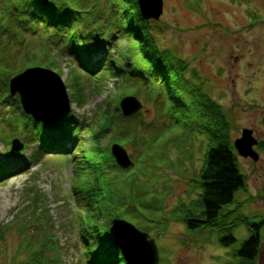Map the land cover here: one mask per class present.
<instances>
[{
	"label": "rangeland",
	"instance_id": "1",
	"mask_svg": "<svg viewBox=\"0 0 264 264\" xmlns=\"http://www.w3.org/2000/svg\"><path fill=\"white\" fill-rule=\"evenodd\" d=\"M162 1L158 19L142 17L147 37L153 38V46L149 40L143 47L124 32L119 37L111 34L106 26L110 20L104 18L111 9L119 10L121 0H0V45L19 50L15 62L26 50L32 62L55 69L72 96L70 112L76 120L70 135L73 144L66 139L54 141L52 145L60 148L37 152L36 141L28 140L30 125L26 128L27 118L21 116L20 107L12 100H0V166L24 164L0 177V264H84L79 230L82 224L84 229L87 222H93L89 217L92 211L83 205L80 194L94 179L91 168L81 169L82 155L87 148L94 153L107 147L110 152L112 143L121 145L133 164L126 168L116 164L109 175L100 177L107 179L109 188L116 186L114 203L124 211L120 219L155 240L158 264H247L236 252L252 233L250 224L264 219V150L255 160L233 148L244 186L210 224L190 230L185 219L202 213L199 173L214 136L221 134L223 121L228 124L225 138L231 147L243 128L252 130V135L254 130L253 137L264 144V0ZM110 2L113 7L107 8ZM43 4L49 10L54 5L61 7L63 13H71L70 8L88 9L76 18L70 14L68 26L84 35L102 33L106 48L93 53L92 58L103 59L106 65L108 55L120 65L130 56V69L141 63L152 71L155 63L150 57L160 58L158 51L180 58L186 65L182 77L176 78L179 86L168 90L173 99L152 75L146 77L150 71L140 72L147 78L146 86L129 84L114 68L95 78L79 70L70 49L60 51L67 45V36L38 20L26 21L22 10ZM81 41L77 45L83 47ZM124 55L127 57L122 59ZM71 74L82 77L78 81L82 86L79 102L73 98ZM127 96L142 103L131 119L138 138H121L118 130L115 116H123L120 101ZM98 117V125H109L111 130L92 146ZM14 139L27 144L17 155L10 153ZM93 153H88L91 164L103 158L102 154L95 158ZM110 196L111 191L103 205L112 210ZM117 218H112L110 225ZM259 234V254L252 264H264V225ZM228 235L234 241L224 246L220 240Z\"/></svg>",
	"mask_w": 264,
	"mask_h": 264
},
{
	"label": "trees",
	"instance_id": "2",
	"mask_svg": "<svg viewBox=\"0 0 264 264\" xmlns=\"http://www.w3.org/2000/svg\"><path fill=\"white\" fill-rule=\"evenodd\" d=\"M121 3V7L118 6L119 10L115 11L114 8L113 10L111 9V14L107 15L108 18H104V20H110L108 23H106L109 31H111L110 33L119 37V35H122V33L124 32V35L133 37L136 43H138L137 45H142L143 47H145L149 44L148 41L150 40V42H152L151 45L153 46V38L149 36V38H151L149 39L146 35L147 31L145 32L144 30V23L146 21L142 18L140 12H138V1L121 0ZM130 3L134 4L135 6L130 7ZM53 7L54 9L49 10L45 6V4H43V6H35L32 10H22V12L24 13V15H27L26 21H32L33 19H35L36 21L38 20L46 27H50L52 31L59 33L60 36H67L69 38L66 43L67 45L65 47H62L60 51L64 53L66 49H70V54L72 55L73 61L76 63V66L79 70H83L88 73L89 76L95 78L98 75H102V72L105 73L108 68H114L116 69L115 74L118 77L122 76L123 80L127 81L129 84L133 85L137 84V82H141L146 86H148L146 79L149 77L151 78L152 75L154 80L158 81L159 84L161 83L162 85H164V87H166V91L168 93H166L167 97H169V95H171V98L173 97L172 92H168V90H170V88L174 89L179 86L178 84H176V78L180 79V77H182V73L186 65L182 63V60L180 58L176 57L170 52L166 54L164 52L159 53V51L156 49L160 58L156 56L153 57V55L150 57L153 61L152 63H155V66H153L154 69L152 71L147 68L146 65H141V63H139V65L137 66L133 65L134 68L130 69V62L132 63V61H130V56H128L127 60H123L127 64L121 62L120 65V63L113 62L111 60V55H108L110 62L106 65L102 62L103 59L94 60L92 58L93 53H100L103 49L106 48L107 44L105 45L104 39H102L103 37L100 36L102 35V33L87 32L88 34L85 33L86 35H84L79 33L78 30L72 28V26H68L70 25L72 19L71 17H69L70 14L74 15L72 17L76 18L79 17L78 15H80L81 13H88L89 10L84 8L82 11H79L74 8H70L69 6L71 13H63L60 10L62 9L61 7H58L56 5H54ZM110 7H113V4L111 2L109 4L107 3V8ZM101 25L103 26V24ZM25 30L28 31V28H26ZM65 30L69 31L64 32ZM65 33L67 34L65 35ZM79 39L84 43L83 47L77 45ZM17 43L19 42H15V44ZM20 44L22 45V42ZM18 51L19 50L16 49L10 51L7 45H0V98H2L4 102L13 98L8 94L7 89L8 80L11 76L24 70L25 68L32 66H42L52 69L50 65H43L32 62L31 58L29 59V57L26 56V54L28 53H24L26 50H23L24 52L19 55V60L15 62V55ZM113 51L116 53L117 49L113 48ZM161 54H163L164 56L161 57ZM123 57H127V55H124L121 58L123 59ZM117 64L121 68L117 69ZM102 68H104V70ZM52 70L55 71V69ZM141 71H150L147 72V78H143V75L145 74H141ZM80 78H82L80 74H71V85L75 87L73 95L75 102H79L78 97L82 95V86H80V83H78ZM12 102L13 104L19 106V97L16 95ZM136 113L128 117L120 116V114L118 115V113H116L115 117H117V124L120 125L118 126V130L121 138L130 136H135L131 138L137 137V133L135 131V123L131 120L133 119L134 115H136ZM21 114L22 117L26 116L25 119L27 118V121L25 122L26 128L30 125L29 128H27L28 130H30L28 134V140L32 139V141H36V139H38L41 141V145H39V149L37 150V152H44V149L51 148L52 146H56L53 149H58L59 146L57 147V145H52V143L56 141L57 144L65 139L69 140L72 133L70 127L72 126L73 128L76 125L75 119L70 120L68 118L64 125H62V122H59V124L53 125L52 129L56 130V132L59 131L61 137L59 139H56L51 134V138L46 139V135L49 132V127L47 128L40 122H35L30 116L25 115L24 113ZM114 114L115 111L112 112L111 120L115 118L113 117ZM118 116L121 117V119ZM108 119H110V117H108ZM100 120L101 118L98 117V120H96L94 123L97 133L92 138V146H96L99 141L98 138L105 137L110 132L109 130H111V126L109 125H105L102 123L98 125ZM219 132H221V134L214 136V145L211 144V148L208 149L206 162L199 173V184L202 189V213L199 217L185 219L186 227L190 230L201 228L202 226L213 222L218 217L222 206L231 203L233 201L234 193L244 186L243 175L242 173H240L238 165L236 164V155L233 149L234 147H231L229 143L226 142L225 137L228 132V124L225 121L221 123ZM64 133H66V136L62 135ZM49 143H51V145ZM99 151L101 153H99ZM88 153L91 154L93 152H91V150L87 148V150L85 151L86 155H82V158L84 159L83 166L81 165V169L85 171V169L91 168L94 181L92 182V185H89L88 190L84 193H81L80 195H82L83 205H88L89 210L92 211L89 217H91V222L93 223L88 224L90 222H87V224L84 225V229L82 228L83 224H80V241L83 242V245L85 247L83 251L84 264H126L120 250L116 246H114L109 229H107L110 226L112 218H121L120 216L124 215V211L119 209V207L115 205L116 203H114V192L116 191V186H114V190L111 187L109 188L107 185V179L103 180L100 177V175H109L113 166H118L113 160L111 153L107 150V147L98 149L93 153L95 158H99L100 154L103 155V158L99 159L96 163L94 162V164L89 163L88 159L92 161V157H90L89 155V158ZM22 165L23 164L18 163L15 166V169L21 168ZM7 169L8 167L4 166V168L0 170V177L5 173L7 174ZM98 179H100L99 183H95V181ZM110 191L111 196L109 201L111 202H109V205L111 206V204H113L112 210H109L103 205V200L104 198L109 197ZM90 206L92 207V209H90ZM25 215H27L28 217V214L26 212ZM101 219L106 222L100 223ZM39 224L43 226L44 223L40 222ZM46 225L47 224H44L45 227ZM263 225L264 219L255 223H251L250 228L252 230V233L242 242L240 248L236 252L237 256L246 261L247 264L254 263L259 254V232ZM233 241L234 237L232 235L225 236L220 240L221 244L224 246H229Z\"/></svg>",
	"mask_w": 264,
	"mask_h": 264
},
{
	"label": "water",
	"instance_id": "3",
	"mask_svg": "<svg viewBox=\"0 0 264 264\" xmlns=\"http://www.w3.org/2000/svg\"><path fill=\"white\" fill-rule=\"evenodd\" d=\"M140 14L145 19H158L162 13V0H137ZM28 77L30 82H40L46 85L42 93L37 94L32 89H23L21 79ZM9 90L12 95L19 94L24 112L34 120L44 123L55 122L66 116L71 110L70 98L61 77L42 67L27 68L9 80ZM142 107L135 96H127L120 101V108L124 116H129ZM257 140L252 135V130L243 128L241 136L234 140V148L242 156H251L257 160L258 154L253 145ZM21 143L17 139L12 141V152L19 151ZM111 152L116 162L123 168L131 165L126 150L118 144H113ZM110 233L114 245L120 249L126 264H158V248L153 238L148 233L138 229L124 219H114L110 226ZM138 237L136 244L130 243L131 237Z\"/></svg>",
	"mask_w": 264,
	"mask_h": 264
},
{
	"label": "snow or ice",
	"instance_id": "4",
	"mask_svg": "<svg viewBox=\"0 0 264 264\" xmlns=\"http://www.w3.org/2000/svg\"><path fill=\"white\" fill-rule=\"evenodd\" d=\"M85 54H87V53H85ZM20 86L23 89H32L37 94L42 93L43 90L46 88V85H44L40 82H36V83L30 82L28 77H24L21 79ZM138 241H139V238L135 237V236L131 237V239H130V243H132V244H136V243H138Z\"/></svg>",
	"mask_w": 264,
	"mask_h": 264
},
{
	"label": "flooded vegetation",
	"instance_id": "5",
	"mask_svg": "<svg viewBox=\"0 0 264 264\" xmlns=\"http://www.w3.org/2000/svg\"><path fill=\"white\" fill-rule=\"evenodd\" d=\"M253 135L255 136L254 130H253ZM264 144L263 141L260 139H257V144L254 146V151L260 156L262 151L264 150Z\"/></svg>",
	"mask_w": 264,
	"mask_h": 264
}]
</instances>
